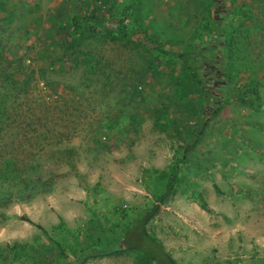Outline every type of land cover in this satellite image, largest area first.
I'll return each mask as SVG.
<instances>
[{
    "label": "rangeland",
    "instance_id": "obj_1",
    "mask_svg": "<svg viewBox=\"0 0 264 264\" xmlns=\"http://www.w3.org/2000/svg\"><path fill=\"white\" fill-rule=\"evenodd\" d=\"M0 53V264H155L131 232L175 168L148 234L264 264V0H0Z\"/></svg>",
    "mask_w": 264,
    "mask_h": 264
},
{
    "label": "trees",
    "instance_id": "obj_2",
    "mask_svg": "<svg viewBox=\"0 0 264 264\" xmlns=\"http://www.w3.org/2000/svg\"><path fill=\"white\" fill-rule=\"evenodd\" d=\"M215 23L218 24V22ZM82 27L87 31H89L90 29H95L93 28L94 26L88 23L86 20L82 21ZM80 43L81 42H78L77 44L80 45ZM74 47L73 45L67 44V46H65V51H70L69 53L71 54L70 56H73L72 54L76 53L75 54L76 58L81 57L82 59L89 60V56L86 53L76 52ZM71 48L73 49L71 50ZM63 56H67V55L63 54ZM178 57L182 58L183 63L186 65L188 69L191 70L192 76L201 86V90L203 91V93L206 94L207 93L206 91L207 89L205 86L206 83L204 82L203 76L199 72L200 68H198V66H195L196 63L194 62V60L190 59L187 53L180 54ZM3 61H4L3 56L0 53V63H3ZM16 75L17 73L16 74L11 73V75L10 74L5 75V79H7L8 83L10 82L13 85V87L15 86V84L20 83V80H17ZM224 86L225 88L229 87L228 89L229 90L231 89L234 96L240 97L249 105L251 106L256 105V100L258 99V95L254 85L247 87H238L235 85L229 86L224 84ZM206 97H208V95H206ZM177 174H178V168L171 170V172L168 174L163 190L155 196L154 203L149 208V210L143 215V221H139L136 224L134 230L131 232L133 238L132 240H135V242H139L143 244V250H142L143 254L155 264H176L175 260L164 250L163 246L154 237L148 234V232L145 230V223H147L149 219H151L154 215H156V213L159 211L160 205L166 202L167 199L173 194L174 184L177 179ZM114 241L118 242L117 238H115ZM86 249L87 248L83 250L85 251ZM83 258L82 260H84Z\"/></svg>",
    "mask_w": 264,
    "mask_h": 264
}]
</instances>
